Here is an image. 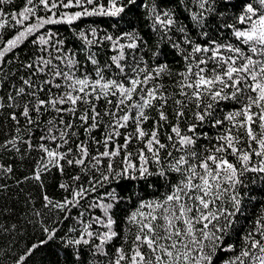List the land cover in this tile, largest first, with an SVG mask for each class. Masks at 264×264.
Segmentation results:
<instances>
[{
	"label": "snow or ice",
	"instance_id": "6c2138e0",
	"mask_svg": "<svg viewBox=\"0 0 264 264\" xmlns=\"http://www.w3.org/2000/svg\"><path fill=\"white\" fill-rule=\"evenodd\" d=\"M12 3L0 0V152L21 159L39 152L25 179L41 187L52 168L78 173L59 184L61 200L43 195L47 211H35L43 238L14 253L11 264H29L67 221L60 240L77 264L82 248L87 264H216L221 252V264H264V209L239 245L225 244L246 199H256L249 183L264 182V0H239L238 14L237 0H181L191 26L144 0H24L7 12ZM133 7L144 9L159 37L156 51L136 28H78ZM229 8L232 22L218 27L231 38H210V20L228 19ZM59 25L79 44L70 46ZM6 28L14 34L5 39ZM26 43L31 54L21 58ZM160 43L175 50L181 70L160 62ZM105 47L111 54L101 61ZM12 172L0 164V173ZM150 177L165 190L150 198L136 193L121 224L114 210L131 201L122 193ZM45 215L54 217L51 226ZM15 228L0 224V232Z\"/></svg>",
	"mask_w": 264,
	"mask_h": 264
},
{
	"label": "trees",
	"instance_id": "16d2710c",
	"mask_svg": "<svg viewBox=\"0 0 264 264\" xmlns=\"http://www.w3.org/2000/svg\"><path fill=\"white\" fill-rule=\"evenodd\" d=\"M144 3L157 4L163 10L171 9L178 17L181 23L191 26L190 15L191 13L185 8L184 3L181 0H144ZM24 4V0H13V3L5 6L7 12L19 10ZM238 7L235 12L238 14L239 11V0H237ZM189 8L195 10V5L189 3ZM234 10L229 8L226 12V17L216 15L209 24V37L210 38H231L230 31L225 30L223 27H218L224 22L231 23L230 17L233 15ZM146 13L142 7H133L130 11L126 10L122 13L119 18L111 17H90L78 24L79 27H87L89 25L96 26L100 29L106 30L113 34H119L122 31H129L136 28L141 35L147 39L149 46L153 51H156L157 41L159 37L155 35L151 28V22L145 19ZM115 26V27H114ZM58 27L62 35L68 39L69 45H78L79 41H76L72 37L70 31L66 25L55 26ZM4 38H10L14 32L11 29H4ZM193 38H197L195 30H193ZM159 56L160 62L169 63L174 70H181L182 60L175 53L167 43H160ZM31 45L26 43L22 48L17 51L20 57L23 58L31 54ZM107 48L101 50L100 59L103 61L107 55H110ZM146 57H151V52L146 53ZM11 54H9V59ZM83 60V55H81ZM10 122L5 121L3 128L5 132L10 131ZM151 122L145 127H150ZM4 139L3 135H0V141ZM41 154L33 151L30 155H26L23 159L20 158L19 154L12 152H0V164L5 166H12L13 172L9 174L0 173V184L6 187L0 189V224L7 226L11 229L12 225H16L15 230L8 232H0V248H3L6 255H0V264H11L13 254L23 251V248L31 243L36 242L42 237L40 231L38 218L35 216V211L47 210L43 208V195L47 194L54 200H61L65 192L59 187V184L68 182L71 183L70 177L78 173V170L70 166L65 165L64 173L55 168L42 174L43 187L40 182L28 179L25 177L33 174L35 162ZM151 182L154 184L153 188L147 187V183ZM148 182H143L130 187L126 192L122 193L125 196H131L130 202H123L114 210V215L117 220L122 224L123 218L131 211L137 204L136 193L143 196L144 198H150L153 195H159L165 190L163 180L158 177H150ZM249 189L251 195L255 196L254 200L245 201L244 215L238 216L239 221L237 225L236 233L226 238L225 244L227 243H240V235L248 227V222L254 218L255 215L259 214L264 209V196L260 195V192H264V182L260 179H256L254 183H249ZM75 212V210H73ZM54 217L49 218L45 215L44 220L48 225H52ZM72 221L65 222L63 231H61L54 240L50 241L47 245L38 249L29 261V264H77L73 249L65 248L61 242L60 237L67 231V227L71 225ZM118 224V228H119ZM117 245L120 243L119 240L115 242ZM223 259H227V254L219 253L216 257V264H221ZM89 256L86 248L81 249L80 264H87Z\"/></svg>",
	"mask_w": 264,
	"mask_h": 264
}]
</instances>
